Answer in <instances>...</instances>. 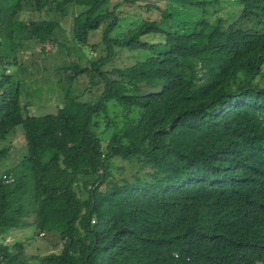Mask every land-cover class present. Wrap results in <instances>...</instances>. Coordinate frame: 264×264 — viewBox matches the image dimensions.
I'll return each instance as SVG.
<instances>
[{
	"label": "trees",
	"instance_id": "1",
	"mask_svg": "<svg viewBox=\"0 0 264 264\" xmlns=\"http://www.w3.org/2000/svg\"><path fill=\"white\" fill-rule=\"evenodd\" d=\"M118 1L0 0V141L22 126L27 147L0 176V264H264V30L211 21L206 0H171L163 19L141 17L114 39L121 7L150 11ZM238 1L240 22L264 16V0ZM69 5L82 9L79 45L102 30L110 60L115 48L150 57L112 72L109 59L74 63L63 73L93 87L99 77V100L68 95L54 114L30 115L11 67L25 43L54 36L58 22L43 13ZM186 8L202 14L161 27ZM10 152L0 148V163ZM117 158L149 171L114 182ZM26 228L56 250L30 258L6 242Z\"/></svg>",
	"mask_w": 264,
	"mask_h": 264
},
{
	"label": "rangeland",
	"instance_id": "2",
	"mask_svg": "<svg viewBox=\"0 0 264 264\" xmlns=\"http://www.w3.org/2000/svg\"><path fill=\"white\" fill-rule=\"evenodd\" d=\"M212 5L208 9V18L211 21L221 19L227 28L231 24L239 22V27L246 31L264 30V16L261 19L252 17L239 21L241 17V5L238 0H206ZM111 0L110 8L118 3ZM176 2L171 0H142L140 5L149 6V12L136 7H121L122 12L121 29L115 31L112 38H121L128 28L140 22L142 18L157 21L163 19V12ZM185 14L176 13L173 21L161 27L175 25L182 19H195L202 13L200 10L192 9ZM82 11L76 5H69L63 15L56 13H43L42 18L58 22V28L54 36L45 45L36 42H27L21 49L17 58V65L11 67V75L21 85L22 105L25 112L34 116L54 114L63 107L66 96L78 99L82 103H96L104 91V84L99 77L95 79L96 87L92 86L89 76L80 77L76 82L71 81L74 76L72 72L63 73L64 69L76 63L81 68H91L92 63L108 60L107 46L103 43V31L100 30L91 35V42L84 47L75 42L72 27L75 17ZM38 17V16H36ZM122 33V34H121ZM149 43L164 41V36L150 35L143 39ZM148 53L143 51H124L114 49V56L108 60L104 72H112L115 69L131 67L137 62L149 58ZM15 61V60H14ZM13 62V61H12ZM264 87V81L262 82ZM119 111L112 114V118L119 117ZM11 152L7 159L0 163V176L10 168L17 165L26 155L27 147L23 127H17L12 131L5 141H0V148H9ZM149 169L143 168L140 163L132 158L123 160L117 158L112 161L111 180L117 183L122 181H133L135 177H142ZM34 231L31 228L15 230L6 241L9 244L24 243L27 255L30 258H39L52 253L56 249L45 242L30 241Z\"/></svg>",
	"mask_w": 264,
	"mask_h": 264
},
{
	"label": "built area",
	"instance_id": "3",
	"mask_svg": "<svg viewBox=\"0 0 264 264\" xmlns=\"http://www.w3.org/2000/svg\"><path fill=\"white\" fill-rule=\"evenodd\" d=\"M6 178V177H5Z\"/></svg>",
	"mask_w": 264,
	"mask_h": 264
}]
</instances>
